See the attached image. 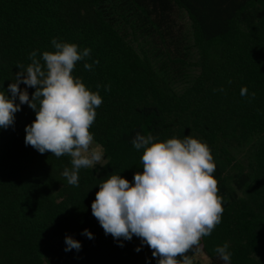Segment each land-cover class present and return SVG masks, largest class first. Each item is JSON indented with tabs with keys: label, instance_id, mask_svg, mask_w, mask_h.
<instances>
[{
	"label": "trees",
	"instance_id": "16d2710c",
	"mask_svg": "<svg viewBox=\"0 0 264 264\" xmlns=\"http://www.w3.org/2000/svg\"><path fill=\"white\" fill-rule=\"evenodd\" d=\"M54 38L91 49L73 75L103 99L90 132L106 163L69 185V156L25 144L36 114L20 105L0 128V264H157L135 235H106L91 210L103 179L143 172L137 133L211 149L224 212L187 255L224 264L214 249L228 243L230 264H264V0H0V92L10 97L17 65L54 51ZM19 87L30 99L36 90ZM67 236L79 251H65Z\"/></svg>",
	"mask_w": 264,
	"mask_h": 264
},
{
	"label": "clouds",
	"instance_id": "9594fccd",
	"mask_svg": "<svg viewBox=\"0 0 264 264\" xmlns=\"http://www.w3.org/2000/svg\"><path fill=\"white\" fill-rule=\"evenodd\" d=\"M51 43L54 51H44L38 59L34 50L26 68L17 65L20 71L8 85L10 97L0 92V128L13 125L20 105L28 104L36 119L25 128V144L41 154L69 156L71 168L66 167L62 175L69 185L78 186L80 169L94 168L103 159L90 132L103 99L73 75L77 62L90 58L91 49L81 51L75 43L55 38ZM94 63L99 61L86 62L84 68L91 70ZM21 83L36 89L31 99L27 90L20 89ZM247 92L242 88L240 94ZM132 145L144 150L143 172H136L131 183L119 174L103 179L91 204L92 215L106 235L117 240L140 238L158 258L157 264H193L187 253L200 250L201 239L211 235L224 212L211 149L191 135L158 141L137 133ZM82 234L93 238L87 229ZM65 243V251L81 249V243L70 236ZM228 248L224 243L214 249L224 264H230Z\"/></svg>",
	"mask_w": 264,
	"mask_h": 264
},
{
	"label": "rangeland",
	"instance_id": "374dc122",
	"mask_svg": "<svg viewBox=\"0 0 264 264\" xmlns=\"http://www.w3.org/2000/svg\"><path fill=\"white\" fill-rule=\"evenodd\" d=\"M181 22L184 24V28L185 30H190V22L188 20L187 17H183V19L181 20ZM182 87H179V89H181ZM98 144L94 141V145L93 146H97ZM99 146V145H98ZM99 149L101 150L102 154H103V150L102 148L99 146ZM106 163V161L104 160V156L103 159L101 160L100 164H97L94 168L95 169H99L102 167V165H104ZM193 264H210V260L209 258L203 254V253H198L197 255H195V257L193 258Z\"/></svg>",
	"mask_w": 264,
	"mask_h": 264
}]
</instances>
